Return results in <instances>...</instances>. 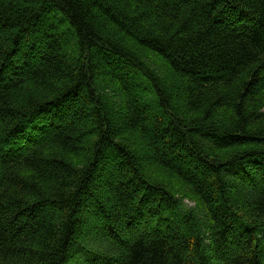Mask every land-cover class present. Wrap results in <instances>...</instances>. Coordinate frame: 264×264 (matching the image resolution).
I'll return each mask as SVG.
<instances>
[{
	"label": "trees",
	"instance_id": "obj_1",
	"mask_svg": "<svg viewBox=\"0 0 264 264\" xmlns=\"http://www.w3.org/2000/svg\"><path fill=\"white\" fill-rule=\"evenodd\" d=\"M0 264H264V0H0Z\"/></svg>",
	"mask_w": 264,
	"mask_h": 264
}]
</instances>
